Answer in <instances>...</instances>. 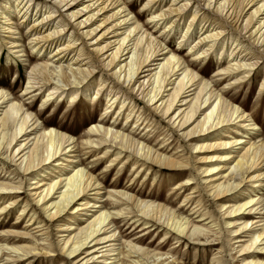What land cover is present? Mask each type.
<instances>
[{
	"label": "bare ground",
	"instance_id": "bare-ground-1",
	"mask_svg": "<svg viewBox=\"0 0 264 264\" xmlns=\"http://www.w3.org/2000/svg\"><path fill=\"white\" fill-rule=\"evenodd\" d=\"M191 1L193 2L189 6ZM169 2L168 0H141L142 9L133 18L130 16L132 17L134 5L123 0H86L85 2L84 0H58L56 5L82 7L67 17H84L79 25H85L84 27H88V30L82 31L81 36L90 37V40L95 41L93 51L96 60L104 68L110 69L111 77L118 81L116 85L119 91L110 99L113 100L112 103L109 102V106L104 111L105 114L110 111L117 99H121L123 94L120 95V90L126 85L128 86L126 92L130 93V96L125 93V101L130 97L132 101L139 97L136 100L153 106V110L167 119L172 126L179 130L188 128L186 133L188 136L206 137L210 134L205 139L213 141L212 143L199 147L195 145L194 148L217 153L210 157L206 156L202 160L209 163L203 171L205 175L214 176L207 182L209 183L207 188L216 201H223L229 194L236 193L247 184L251 189L262 191L264 189V146H257L245 139L223 141L222 138L231 137L227 132L229 129L234 130V133L238 135L240 132L237 126L244 130H257V125L252 123L253 120L249 114L235 106L236 100L227 94L236 88L243 90L251 78L248 75L249 71L258 68L264 62V0H217L213 10L208 7L212 0H173L171 4ZM193 7L197 9L193 10ZM4 8L9 9V6L6 4ZM246 8H248L247 11H245ZM20 11H24L22 17L24 22L28 18L29 7L24 4ZM4 13L0 14L2 19L8 22L6 26L13 25L11 19L5 18ZM146 15H148V21L141 25L140 22ZM50 18L51 14H48L46 17L34 20L29 28L31 38L28 42L34 44L39 53L49 51V54L59 61L67 59L71 52H75V55L69 59L71 60L69 73L73 81L66 72L61 70L60 83L46 82L44 77H49L50 74L48 63L35 65L31 69V76L23 95L50 85L51 88L47 89L48 94L43 100L46 107L51 104H49L51 99L57 100L72 87L78 89L75 92L71 91L73 93L70 97L75 99V94L79 93L77 86L91 78L94 72L91 60L93 58L89 56L86 58L89 61L81 64L85 59H81L85 53L82 47H75L74 35L66 36L67 40L62 43L65 38L62 33L64 28L52 27L47 21ZM183 23L185 26L182 28ZM150 24H153L154 30L164 25L162 34L155 36L154 30L149 27ZM197 27H201L199 33V30L196 31ZM5 28H3L5 31L8 30L6 33L14 37L18 36L16 38L20 39L18 33L12 32L11 27ZM179 30L183 35L179 39V46L170 49L169 43L172 38L166 41L163 39V34L172 32L175 34ZM233 36L234 40L229 38ZM227 40L232 42L229 49ZM14 43L10 47L12 50L17 48ZM186 45L189 50L185 57L181 55V49ZM17 52L21 53V51ZM225 52L233 63L219 62L215 73L219 79L211 85L205 78L207 69H197L196 63L209 61L213 54L221 57ZM224 81L226 83L222 85L223 87L217 90L216 83ZM260 87L264 88V80ZM89 88L87 85L81 92H86ZM248 89L251 90L249 85ZM100 91L101 89H98L96 95L98 101L101 98ZM135 91L137 97L133 98ZM5 103L10 104L0 117V161L3 165L13 167L14 172L22 177L17 182L0 178V199L7 201L4 208L6 210L8 208L10 212L24 201L20 195L23 179L36 172V177L32 178L33 182L29 184V201L41 209L49 222H59L57 225V232L60 234V240L57 242L59 255L64 253L73 260L74 264H93L97 258H101L100 264H116L112 260H116L120 253L115 255L113 252L123 237L115 236L117 229L114 228V220L110 213L102 211L96 216L98 212L95 210L101 209V206L97 202V196L89 200L88 193L96 191V195H100L101 182L84 168L75 169L77 165L75 166L74 163L81 149L78 148L77 141L70 136L73 131L65 127L55 130L49 122L38 124V120L32 114L26 112L20 104L11 103L9 95L0 91V111H3L1 107ZM124 106L125 102L120 109L116 110L117 118L125 113L127 107L124 108ZM209 109L211 110L208 111ZM131 116L132 113L126 116L127 123ZM142 123L134 125L140 129ZM11 129L14 130L11 132ZM33 132L39 134L32 138L30 133ZM83 135L87 136L81 142L82 149L88 150L86 154L99 153L103 150L98 154L100 157L95 160L115 153L110 160V166L123 157H126L127 161L132 157L134 167L138 162L141 167L146 164L159 165L163 172H172L184 166L183 161L163 154L158 149L136 139L131 132L125 133L123 126L118 129L115 122L111 123L105 118H100ZM23 137L24 139L19 141ZM236 146L240 147L236 148ZM79 162L81 161L78 160L77 163ZM49 166L53 171L49 172ZM71 167L72 171L67 173ZM54 171L64 172V174L54 181L51 176ZM186 185L179 183L175 189L181 191ZM55 194H59L58 200H56L57 197H53ZM107 194L125 206L120 211L132 214V209H140L138 212L147 221L146 224H156V222L165 224L168 227L165 235L173 231L177 239L184 237L202 245L212 241L216 235L211 226L196 225L188 218H184L185 221H183L165 205L148 203L140 199L143 195L141 191L138 194H130L126 190L116 189L108 191ZM188 197L190 198L185 196L183 202L188 201ZM29 201L24 202L25 207L21 210L18 219L25 214ZM77 201H79L78 204ZM227 204L221 203V208L226 219L230 220L227 223L232 236L237 243H240L242 264H261L250 258L264 249V243L259 244L264 240V224L261 219V215L264 214V196L252 197L239 207H235V204L231 206ZM71 205H74L71 209L73 216L77 215V218L88 216L93 217V220L90 222L89 218L80 220V223L87 222L82 228L74 226L77 222L70 224L68 220H62V214L67 213ZM28 212L24 218L27 217ZM73 216L70 217L71 221H77V218ZM246 217L250 219L238 223ZM36 221L34 216L29 218L24 231H17L16 228L21 222L18 220L11 227L3 229L4 236L18 237L17 241L23 242L24 245L13 246L8 249L10 251L0 247V264L14 262L22 264L45 252L53 256L51 244L47 243L49 236L46 229L48 227L36 225L40 224ZM4 224L5 221L1 220L0 226ZM260 226H263V231L259 233ZM152 227L153 224L144 227L142 231ZM245 238L249 239L246 241ZM7 241L10 242L13 239ZM39 241H42V244L38 243ZM126 246L131 254H137L142 259L143 264H147L151 259L155 262L154 264L165 262L161 260V256L145 251L130 241Z\"/></svg>",
	"mask_w": 264,
	"mask_h": 264
},
{
	"label": "rangeland",
	"instance_id": "rangeland-1",
	"mask_svg": "<svg viewBox=\"0 0 264 264\" xmlns=\"http://www.w3.org/2000/svg\"><path fill=\"white\" fill-rule=\"evenodd\" d=\"M20 1L21 0H0V13L5 12L3 14L5 18L7 17L11 19V22L14 23L13 25L6 26L8 22L2 19V15L0 14V91H4L9 95L11 103L20 104L26 112L32 114L35 119L38 120V124L49 122L55 130H59L60 127H65L68 128V130L73 131V133H68H70V136L77 141L78 148L81 149L77 154L78 158L76 163H74L75 166L77 165L75 169L84 168L85 171L91 172L96 180L101 182V185L99 186L101 188L100 195H96V191L88 193V199L91 200L97 196V202H99V205L101 206V209L99 208L101 211L99 209L95 210L98 212L96 216L102 211L110 213L114 220V228L117 229L115 236L123 237L113 252L115 255L119 253L120 255L116 260L112 261L116 264L118 262H121L122 264H143L142 259H140L137 254H131L129 248L126 246L130 241L145 251L161 256V260H165L164 264H242L241 260L243 257L240 256L239 252L240 243H237L235 237H233L230 232V226L227 223V221L230 220L226 219L224 216L221 203L226 202L228 203L227 206L235 204V207H239L252 197H259L260 195L264 196V189L258 191L257 189H251L248 184L244 186L240 185V187L242 186L241 190L229 194L228 197L221 202L216 201L207 188V185L209 184L207 182L214 176L205 175L203 171L209 166V163L202 162V160H204L203 158L206 156L210 157L217 153L216 151L208 152L203 151L200 148H194L195 145H198L199 147L206 143H212L213 141H207V139H205L206 137H209L210 134L206 135V137L188 136L186 134L188 128L185 130L177 129L175 126L169 124L167 119L162 118L158 112L154 111L153 106L147 105L144 101L136 100L139 98L136 96V91L133 94V98L137 97L135 100L132 101V98L130 97L125 101L126 97L124 94L127 93L126 89H128V86L126 85L120 90V95L123 94L121 99H117L110 111L105 114L104 111L107 106H109V102L113 100L110 99L113 96H116L119 91L118 86L116 85V82L118 83V81L111 77L112 71L110 69L104 68L100 62L96 60L93 51V44L95 41L90 40V37L81 36L82 31L88 30V27H84L85 25H79L80 20L84 17H67L82 7L80 5L63 6V4L59 6L56 5L58 0H23L21 4H19ZM85 1L86 0H84V2ZM123 1L134 5L132 17L130 16V18H133L142 9L141 0ZM168 1H170L169 4L173 2V0ZM216 1L217 0H212L211 4L208 6L210 10H213ZM192 2L193 1H191L189 6ZM6 4L9 6V9L4 8V5ZM24 4H26V7H29V13L27 15V21L25 20L23 22L22 17L24 11H20V9ZM193 8V10L197 9L196 7ZM247 10L248 8H246L245 11ZM48 14H51V18L47 19V21L51 23L52 27L59 26V28H64L62 33L65 38L62 43L67 40L66 36L73 34L76 39L75 47H82L85 55L82 56L81 59H85L81 64L89 61V59H86L87 57L90 56L93 58L91 60L94 72L91 78H88L83 84L77 86V88H79V93L75 94V99H71L70 95L73 93L71 91L75 92L78 89L72 87L69 90L67 89L66 94L62 95V97H59L57 100L51 99L49 101V104H51L46 107V104H43V100L48 94L47 89L51 88L50 85L43 86L41 89L31 94L23 95L28 79L31 76V69L35 65L48 63L50 74L49 77H44L46 82L60 83L59 74L61 70L66 72L70 76V80L73 81V77H71V73H69V62L71 61L69 59L75 55V52H71L67 59H61L59 61L52 57L49 54V51L39 53L38 49H35V45L28 42V39L31 38V30L29 28L34 20L46 17ZM147 17L148 15L142 18V21L140 22L141 25L148 21ZM1 21L4 22L1 23ZM185 24H181V27L183 28ZM163 26L164 25H162L161 28L157 27L154 30L153 24L149 25V27L154 30L155 36L162 34L164 30L162 29ZM4 27H11L12 32L18 33L20 39L16 38L18 36L14 37L12 34L6 33L8 30L5 31L3 29ZM200 28L201 27H197L196 31L199 30L198 33L201 31ZM180 31L181 30L177 31L175 34L174 32L163 34V39L166 41H169L172 38L169 43L170 49L179 46V39L183 36ZM4 38L5 40H3ZM229 38H233L234 40L235 37L233 36ZM228 41L229 40H227V42ZM13 42H15L14 44L17 46L14 50L10 49ZM231 43L232 42L229 41L227 46L228 49L230 48ZM187 47L188 45L181 49L182 56L186 57L189 50ZM17 51H21V53ZM229 61L231 60L227 57L226 52L222 54L221 57L220 55L213 54L209 61L196 63V67L199 70L207 69V77L205 78L211 85H213L219 79L215 76L217 65L219 62L227 64ZM231 62L233 63V61ZM248 75H250L249 78H251L247 86H244L243 90L240 88L233 89L228 92L227 96H233L236 100L235 106L239 107L241 111H246V113L249 114L254 121H252V123L257 125V130H244L235 126L236 128H239L238 131L240 133L236 135L234 130L229 129L227 132H229L231 137H223L222 140L234 141L236 139H245L257 146H264V88L260 87L264 80V62L261 63L258 68L251 69ZM225 83L226 81L217 82L216 89H221L223 87L222 85ZM87 85L90 87L87 89L88 91L81 92V90ZM248 85L251 90L248 89ZM72 86H74V84H72ZM98 89H101V98L99 101L96 96ZM127 94L130 96V93ZM120 95L118 97H120ZM123 102H125L124 108L127 107V109L125 113L117 118L118 114H115L116 110L121 108ZM9 104L5 103L2 105L1 109H3V111H0V117L3 116V112L7 109ZM210 110L211 109L208 111ZM128 113H132V116L127 123L125 118ZM100 118H105L111 123L115 122L118 129L123 126L125 133L131 132L136 139H140L142 142L154 149H158L167 156H172L177 160L183 161L184 166L178 170L170 171L171 173L169 171L163 172L159 165L149 166V164H146L144 167H141L138 162L134 167V160L132 157H130L131 160L129 161H127L126 157H123L119 159V161H116L114 165L110 166V160L115 153L110 156L108 155L106 158L95 160V158L100 157L98 154L103 150L99 153L94 152L92 154H86L88 150L82 149L83 146L81 145V142L87 138V136H84L83 134L88 132L90 127L93 124H96ZM135 123L136 125L142 123L140 129L134 125ZM13 130L14 129H11V132ZM30 134L33 138L39 133L33 132ZM21 139H24V137L20 138L19 141H21ZM239 147L240 146H236V148ZM5 151L7 153L6 149ZM78 160L81 162L77 163ZM50 171H53V169L50 168L49 172ZM71 171L72 167L67 173H70ZM226 173L227 171L225 174ZM35 174L36 172H33L29 177L23 179V189L21 190L20 195L24 201L19 206L8 212V208L7 210L4 208L6 207L7 201L0 199V221H5V224L0 226V247H3V249L7 248V251H10L8 249H11L13 246L24 245L23 242L17 241L18 237L4 236L3 229L11 227L12 224L18 220L21 222L20 226L16 228L17 231H24V226L28 223V219L34 216V218L37 219L36 222H40V224L36 225H46L44 227H48V229H46L47 236H49L47 243L51 244V253L53 256H49L50 254L45 252L41 255L34 256L29 262H24L22 264H74L72 263L73 260L64 253H62L63 255L61 256L59 255L60 250L57 243L60 240V234L57 232V225L59 222H49L47 218H45L41 209L38 206H35L32 201H29V184L33 182L31 179L36 177ZM62 174H64V172L57 173L54 171L51 174L52 180H58L57 178ZM21 177L22 176L14 172L13 167L3 165L0 161L1 180H15V182H17ZM48 177L50 176L48 175ZM179 183L187 184L185 188H182V192L175 189ZM116 189L126 190L130 194H138V192L141 191L143 195H141L140 199L145 200L148 203L154 202L155 204L165 205L167 209L175 212V215L178 216L177 218H181L183 221H185L184 218H188L196 225L201 224L207 227L211 226L216 235L213 240L211 239L212 241H209L205 245L198 244L196 241L184 237L177 239V235L173 231H170L168 235H165L166 231H168V227L165 224H162V222L146 224L147 221L144 220L140 215L141 213L138 212L140 209H132V214L120 211L125 206L107 194L108 191ZM184 189H186V191ZM185 196H190V198L188 197V201L183 202ZM53 197H57L56 200H58L59 194H55ZM27 200L29 201L28 206L26 207L27 210L25 211V214H22L20 219H18L17 217L21 214V210L25 207L24 202ZM76 203L78 204L79 201ZM73 206L74 205H71L69 207L70 210L67 211V213L62 214V220H68L70 224L77 222L74 226L79 228H82L87 224L86 221L85 223H83L84 221L80 223V220L88 218L89 222L93 220V217L87 216L82 218L79 216L77 218V215L73 216L71 214ZM195 211L198 212L191 213ZM26 212H28V214L27 217L24 218ZM199 215H201V217ZM72 216L77 218V221H71L70 217ZM248 219H250V217L243 218L241 221H238V223ZM261 219H263L262 224H264V214L261 215ZM7 223H9V225H6ZM152 224V228L142 231L144 227ZM262 231L263 226L258 227V232L260 233ZM36 237L38 238V236ZM8 239H13V241L9 242L7 241ZM245 239L247 241L249 238ZM38 243L42 244V241H39ZM262 243H264V240L259 244ZM90 244L92 245L93 243ZM90 244L89 246H91ZM254 252L257 251L254 250ZM12 255L14 256L13 253ZM250 259L257 260L258 263L264 264V249L252 255ZM100 262L101 258H97L93 264H100ZM154 263L155 262H152L151 259L147 264ZM13 264H16V262Z\"/></svg>",
	"mask_w": 264,
	"mask_h": 264
}]
</instances>
